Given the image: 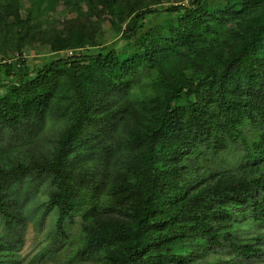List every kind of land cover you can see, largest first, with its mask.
<instances>
[{"label": "trees", "instance_id": "obj_1", "mask_svg": "<svg viewBox=\"0 0 264 264\" xmlns=\"http://www.w3.org/2000/svg\"><path fill=\"white\" fill-rule=\"evenodd\" d=\"M59 1L0 0V21L53 51L93 40L81 20H110L117 39L32 71L0 66L13 77L0 85V264L19 261L44 184L53 245L82 213L77 264L264 256V236L236 223L264 226V0H65L76 18L54 41L34 15Z\"/></svg>", "mask_w": 264, "mask_h": 264}, {"label": "rangeland", "instance_id": "obj_2", "mask_svg": "<svg viewBox=\"0 0 264 264\" xmlns=\"http://www.w3.org/2000/svg\"><path fill=\"white\" fill-rule=\"evenodd\" d=\"M60 0L53 4L52 7L45 9L43 14L34 15L36 19L41 20V32L46 29L53 30V39L57 41L63 32H67V25L76 18V13L72 11L73 7L69 6ZM257 1V0H255ZM178 2V0H161L157 5L158 8H163L167 4ZM188 0H182L180 3L186 4ZM24 6L29 7L28 2H23ZM1 9V8H0ZM22 18H26V12L23 6H19ZM88 14H92L91 11ZM97 20V19H95ZM82 26L86 33L93 35V40L86 43L83 48H66L53 51L50 43H46L31 30V34L24 35L20 39L19 29L16 21L11 19L6 22L0 21V66L8 64L14 66L12 69L13 75L16 71L23 67H28L30 71L43 67L50 61L68 58L74 54L93 55L103 52L108 46L114 44L117 39V33L110 20L103 18L100 27L94 26L90 21H83ZM97 24V21H96ZM48 28V27H47ZM23 31L22 33H24ZM90 69V63L84 64L83 70L87 72ZM147 72H145L146 74ZM5 70L0 71V85L8 84L13 77H10ZM3 88L0 87V94L3 93ZM50 124V122H47ZM49 125L43 129V132L38 137H43L41 142H46L53 137L55 128H50ZM47 184L41 185L37 190V194L33 196L27 204L26 215H28V225L24 234V242L19 250L18 262L16 264H77L74 263L75 250L79 247L80 238L84 231V219L82 213H75L71 219L69 226L66 228L65 235L57 239V245H53L52 236L55 234V214L53 211L43 216L48 194L45 188ZM239 232L244 237H254L259 233L264 236V226L253 224L249 219L237 221ZM264 248V241L261 243ZM202 264H264V256L259 259L243 260L234 255L230 250H218L206 253L200 257Z\"/></svg>", "mask_w": 264, "mask_h": 264}]
</instances>
